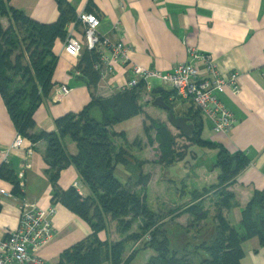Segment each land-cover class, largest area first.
I'll use <instances>...</instances> for the list:
<instances>
[{
	"label": "trees",
	"instance_id": "trees-1",
	"mask_svg": "<svg viewBox=\"0 0 264 264\" xmlns=\"http://www.w3.org/2000/svg\"><path fill=\"white\" fill-rule=\"evenodd\" d=\"M11 0H0V14L10 18V26L0 24V91L19 135L32 143L46 141L47 175L56 185L60 173L74 165L88 187L90 195L83 196L76 187L66 191L54 190V204L65 205L85 219L92 234L66 249L57 264H132L137 253L151 250L154 255L148 264H241L245 253L242 245L258 237L264 244V191L257 190L243 209L239 230L230 223L227 212L237 206L235 195L229 190L233 179L250 164L243 152L231 153L222 144L202 137L203 113L191 106L183 114L174 110L171 96L174 91L165 88L162 93L175 115L190 117L195 132L186 136L193 147L217 152L214 168L220 170L218 182L191 192L188 203L170 209L166 214L154 211L148 204L147 193L140 194L149 185L152 176L144 171L147 161L142 160L125 145L129 144L125 132L115 133L112 127L136 116L145 114L140 96L141 82L133 89L125 88L110 97L98 95L101 74L96 65L100 54L83 47L76 68L79 76L92 89V99L79 112H70L56 119V131L32 133L36 127L34 114L54 88V74L58 56L54 52L58 40L66 41L69 26L78 22V13L68 0H56L59 18L53 23H41L24 11L8 6ZM86 11L98 15L90 3ZM155 98L156 95L153 94ZM144 123V132L150 144H158L157 162L170 166L184 161L192 152L177 149V135L168 123L150 116ZM121 137L125 145L114 138ZM77 144L78 153L68 152L65 140ZM138 144L136 139L133 144ZM122 165L127 170L126 182L116 172ZM0 178L14 185L13 192L21 195L20 182L13 168L2 165ZM214 197L215 212L207 208L206 199ZM189 215L187 224L177 221ZM117 222L122 239L102 241L99 233L106 230L109 220ZM137 225V230H134ZM132 249L128 251L129 245Z\"/></svg>",
	"mask_w": 264,
	"mask_h": 264
},
{
	"label": "crops",
	"instance_id": "crops-1",
	"mask_svg": "<svg viewBox=\"0 0 264 264\" xmlns=\"http://www.w3.org/2000/svg\"><path fill=\"white\" fill-rule=\"evenodd\" d=\"M68 1L78 15L88 13L87 6L92 3L101 19L100 33L114 41H123L130 47L129 62L118 64L112 77L101 80L97 91L100 96L110 97L124 89L135 76V65L163 72L172 71L179 64L189 62L192 59L190 53L194 49L212 55L224 76L228 77L235 72L241 75L242 91L239 95H234L230 90L217 92L219 99L234 114L237 120L235 126L228 133H216L203 116L202 137L222 144L231 153L243 152L250 159L249 166L233 179L229 188L238 204L227 212V217L233 226L244 230V207L257 190L264 191V0ZM8 6L24 11L27 16L41 23H53L60 14L56 0H11ZM0 24L7 29L10 18L0 14ZM73 29L77 36L82 35V28L76 23L69 26V32ZM64 43L61 40L56 42L54 52L58 56V64L53 79L55 85L51 95L35 111L36 127L32 133L56 131L57 118L70 112H81L92 99V89L77 78L76 68L80 58L65 53ZM199 66L201 77H207L203 63ZM157 82L161 85H156ZM153 83L155 87L162 86L159 80H153ZM61 84H67L71 92L60 95L58 88ZM170 100L174 103L179 101L173 95ZM180 103L177 107L180 114L188 110L185 106H193L187 100ZM149 104H153V101L144 106L145 114L117 124L120 130L114 132H125L130 144L137 138L143 139L144 123H148L146 117L158 119L159 114L154 109H148ZM18 135L0 91V150L8 149ZM21 137V147L12 150L11 162L7 166L13 168L22 194H15L14 185L0 178V186L13 192V196H0V239L7 238L18 227L22 199L43 209L56 205L55 234L36 254L46 264H57L66 249L88 237L93 230L85 219L65 205L60 202L54 204V190L56 187L62 191L76 187L85 197L90 195V191L74 165L63 169L58 183L54 185L46 172L49 168L46 160L47 142L42 140L32 143L29 138ZM65 143L70 154L78 153L77 144L73 140L67 138ZM190 151L195 152L194 156L191 154V159L197 164L199 179L206 178L207 181V186L195 189L201 190L216 184L218 181L209 184L213 178L207 170L209 173L218 170L219 174L214 175L218 179L220 170L214 168L213 163L201 175L202 168L204 169L199 165L202 163L201 155L199 151ZM133 154L149 162L145 150ZM26 157L30 163L28 169L23 166ZM147 162L144 171L150 173ZM214 202V197L207 198V208L214 205ZM210 209L215 212L214 206ZM182 217L184 215L177 221L184 224ZM116 226L117 222L110 219L107 229L99 233V238L109 242L121 240L123 237ZM242 248L245 256L241 264H264V244L258 237L244 242ZM153 255L150 250L146 260L140 264H148ZM135 259L132 264H136ZM103 264L111 263L106 261Z\"/></svg>",
	"mask_w": 264,
	"mask_h": 264
},
{
	"label": "built area",
	"instance_id": "built-area-1",
	"mask_svg": "<svg viewBox=\"0 0 264 264\" xmlns=\"http://www.w3.org/2000/svg\"><path fill=\"white\" fill-rule=\"evenodd\" d=\"M100 24L101 19L96 14L79 15L76 25L82 28V35L77 36L74 29L69 32L64 51L74 58H80L83 47L96 50L100 54V63L96 65V69L100 71L101 80H105L115 74L118 64L129 62L130 47L123 41H114L101 34ZM190 54L192 59L189 62L179 64L168 72L135 65V76L125 88L133 89L143 82L144 90L140 103L145 105L154 100L153 80H159L164 87L174 91V99L190 101L199 108L216 133H228L237 120L219 99L217 92L230 90L234 95H239L242 91L241 75L235 72L226 77L220 72L212 55L200 53L195 49ZM200 63H203L207 77H201ZM58 92L60 95H67L71 89L67 84H61ZM21 144L22 137L18 135L8 149L0 150L1 166L10 164L12 150L21 147ZM23 166L27 169L30 167L27 157ZM0 196H13V192L0 186ZM20 211L18 227L7 238L0 239V264H46L36 252L55 234L54 217L57 206L51 205L43 209L22 199Z\"/></svg>",
	"mask_w": 264,
	"mask_h": 264
},
{
	"label": "rangeland",
	"instance_id": "rangeland-1",
	"mask_svg": "<svg viewBox=\"0 0 264 264\" xmlns=\"http://www.w3.org/2000/svg\"><path fill=\"white\" fill-rule=\"evenodd\" d=\"M157 84L159 85L160 83L157 82L156 85ZM162 86L164 85L162 84ZM177 100L179 101L174 103V106L177 114H180L181 112L178 111L179 108L177 107L179 106V103L180 102L183 103L184 100L182 99H177ZM185 107L187 109L190 108V106H185ZM147 108L150 110L154 109V111L159 113L157 114V118L167 122L173 133L177 135L176 147L179 151H184L187 148H189L190 150L193 149L195 151H199L198 153L201 155L200 159H202L200 160V162L202 163H200L199 165H202L201 167H204V169L202 168L201 175L202 173L205 172V170H207L206 169L207 166L212 165L216 161L217 152L215 150H211V149L200 150V148L193 147L192 142L188 140L187 137L181 135V130L177 129L170 123L169 112L166 109H163L159 106H154L153 104H149ZM154 116H156V114H154ZM176 116H181V115H176ZM149 123L150 121H148V124ZM111 129L113 132L120 130L118 125L113 126ZM137 140H138V144L137 143L133 144L135 141L134 140L132 144L129 143L128 145H125L123 138L121 137L114 138V141L119 146L125 145L133 153L135 152L137 154L142 150L146 151V154L149 157V162H147L148 163L147 169L150 171L152 179L144 191L143 189H141L138 192L140 194H142L143 192L147 193L148 204L154 211L159 212L161 214H166L170 209L188 203L191 200L190 199L191 192L193 189L207 186L206 183L207 181H205L206 178L199 179L200 173L198 172L197 164L194 163L191 157H188L186 161H180L170 166H163L155 162V160L156 161L159 160V156H160L158 144L157 143L153 145L150 144L146 134L144 135L143 139L137 138ZM194 154L195 152L193 153V156ZM126 172L127 170L122 165L119 166V169L116 172L118 179H120V181L123 183L126 182L127 179ZM207 173L211 174L213 178L211 183L209 184L218 181V178L214 176L216 174H219L218 170H215V173L211 171L209 173V171L207 170ZM213 206L214 205H211L209 207L212 208ZM189 218H190L189 215H184V217L181 218V221L184 224H187ZM134 230H137V225H135ZM129 246L132 247L134 245L130 244ZM129 248L130 247H128V251ZM149 251L150 250L141 249L136 255V259H135L136 264H140L142 261H145L147 258V253H149Z\"/></svg>",
	"mask_w": 264,
	"mask_h": 264
},
{
	"label": "water",
	"instance_id": "water-1",
	"mask_svg": "<svg viewBox=\"0 0 264 264\" xmlns=\"http://www.w3.org/2000/svg\"><path fill=\"white\" fill-rule=\"evenodd\" d=\"M77 78L85 82L84 78L80 77L79 74L77 75ZM164 90V86L155 87L153 89V94L156 95L153 105L166 109L169 112L170 123L177 129L181 130L186 136L192 135L195 132V124L192 122V119L186 116L175 115L171 106L165 101L162 95Z\"/></svg>",
	"mask_w": 264,
	"mask_h": 264
},
{
	"label": "flooded vegetation",
	"instance_id": "flooded-vegetation-1",
	"mask_svg": "<svg viewBox=\"0 0 264 264\" xmlns=\"http://www.w3.org/2000/svg\"><path fill=\"white\" fill-rule=\"evenodd\" d=\"M154 101V100H153Z\"/></svg>",
	"mask_w": 264,
	"mask_h": 264
}]
</instances>
